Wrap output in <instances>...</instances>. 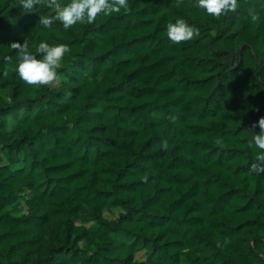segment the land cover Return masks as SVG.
<instances>
[{"label":"trees","instance_id":"obj_1","mask_svg":"<svg viewBox=\"0 0 264 264\" xmlns=\"http://www.w3.org/2000/svg\"><path fill=\"white\" fill-rule=\"evenodd\" d=\"M54 14L0 0V264H264V0L39 24ZM180 18L198 34L177 45ZM25 40L68 46L59 86L18 78Z\"/></svg>","mask_w":264,"mask_h":264},{"label":"clouds","instance_id":"obj_2","mask_svg":"<svg viewBox=\"0 0 264 264\" xmlns=\"http://www.w3.org/2000/svg\"><path fill=\"white\" fill-rule=\"evenodd\" d=\"M48 9H54L53 16L39 15V24L46 29H50L54 22H59L65 30L72 29L79 24H92L98 15L109 16L127 11L129 0H70L67 4H62L59 0H19L20 7L25 13L36 11L41 4ZM38 6V7H37ZM197 7L214 18H219L237 8V0H197ZM251 19L255 21L256 15ZM194 28L183 18L177 19L174 23L169 22L166 26L167 38L174 44L189 41L194 35ZM17 57L15 73L26 85L41 87L53 82L58 74L61 61L69 53V48L63 43L50 44L41 41L35 48V52L30 50L27 40L21 43H12L10 46ZM260 129L255 132L248 141V147L252 150H259L257 160L251 164V171L264 172V117H261L257 125Z\"/></svg>","mask_w":264,"mask_h":264},{"label":"rangeland","instance_id":"obj_3","mask_svg":"<svg viewBox=\"0 0 264 264\" xmlns=\"http://www.w3.org/2000/svg\"><path fill=\"white\" fill-rule=\"evenodd\" d=\"M65 78L63 77V76H58V77H56V79L53 81V82H51V86L52 87H57V86H59L61 83H62V81L64 80ZM21 211H24L25 210V207L22 205L20 208H19ZM20 210H18L19 212H21ZM116 214L115 213H113V216H115ZM109 217H112V215L110 214V215H108ZM137 257L138 258H140V259H144V255H143V253H139L138 255H137Z\"/></svg>","mask_w":264,"mask_h":264}]
</instances>
